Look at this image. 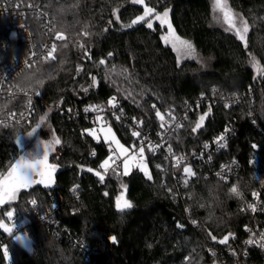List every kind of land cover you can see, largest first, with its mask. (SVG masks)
Here are the masks:
<instances>
[{
	"label": "trees",
	"instance_id": "obj_1",
	"mask_svg": "<svg viewBox=\"0 0 264 264\" xmlns=\"http://www.w3.org/2000/svg\"><path fill=\"white\" fill-rule=\"evenodd\" d=\"M226 1L249 26L244 41L236 35L238 27H230L224 17L229 31L212 22L211 0L41 2L63 39L56 42L55 59L39 58L12 80V86L40 97L28 124L0 126V174L5 175L22 156L25 145L18 137L39 126L40 135L47 137L43 127H50L60 141L59 155L48 156L57 170L50 186L23 190L0 206V223L11 225L8 211L15 219L11 232L0 228V264H209L205 244L219 249L216 242L227 234L243 238V226L251 217L241 211L264 178V88L256 91L253 102L244 97L226 108L223 101L246 94L264 72V0H260L258 26L247 13L248 0ZM145 7L153 8L154 16L167 10L173 32L190 42L208 64L180 62L161 38L163 26L151 16L132 25L144 15ZM147 20L153 23L151 29ZM0 34H6L4 29ZM16 43L0 51V70L25 52L22 45L14 50ZM200 94L211 100L209 107L195 108ZM113 97L127 120L153 131L166 112L187 110L183 126L170 141L176 152L185 155L232 125L234 135L213 161H237L239 171L221 181L205 178L198 169L181 188L173 176L182 168L169 167L160 153L144 148L151 179L133 169L125 176L112 173L101 185L85 170L102 165L107 143L94 140L87 133L93 126L74 110L106 108ZM25 100L22 95L0 98V115L19 113ZM60 101L59 110L54 106ZM108 126L126 148L137 146V138L126 127L115 121ZM233 187L239 196L231 191ZM121 193L132 207L117 211L115 202ZM34 208L48 214L52 225L39 221ZM185 210L195 227L188 223ZM18 233L31 241V251L15 240ZM249 262L264 264V257L252 252Z\"/></svg>",
	"mask_w": 264,
	"mask_h": 264
},
{
	"label": "built area",
	"instance_id": "obj_2",
	"mask_svg": "<svg viewBox=\"0 0 264 264\" xmlns=\"http://www.w3.org/2000/svg\"><path fill=\"white\" fill-rule=\"evenodd\" d=\"M43 0H0V30L4 29L5 35L0 34V51L5 52L12 45L16 43L15 48L19 49L22 45L25 52L13 56L12 59L0 70V98L9 99L11 97L22 95L26 98L23 109L18 111H5L0 115V126L3 125H23L28 124L31 117L35 113V104L39 99V94H32L24 90H19L12 86V80L23 70L30 67L37 59L48 57L47 53L51 50L53 43L58 41L56 36L53 22L50 16L45 13L41 8V2ZM159 1V0H154ZM2 24L4 26H2ZM34 27H38L37 32L33 31ZM264 88V72L258 75L255 80L254 87H250L246 94L243 96H235L230 99H226L224 105L229 108L232 105L241 103L245 98L250 102L254 101L256 91ZM113 99V98H112ZM111 99V100H112ZM30 101V103H29ZM116 107L112 105L106 108L99 106L89 107L98 109L97 111L85 112L86 107H82L81 110H74V115L85 116L93 128L98 129L100 126L109 125L111 121H115L122 126L126 127L129 131L138 132L139 135L135 136L138 140L137 148H146L154 153H160L167 165L171 168H182L178 176H173L176 183H179L181 188H185L188 182L195 176V170L199 169V172L203 173L205 178L214 177L221 181H228L239 171V164L237 161L231 162H219L214 163L213 158L224 150L232 136L234 135V127L227 124L221 132L212 137L210 140L204 142L200 148L189 154L185 155L176 152L171 146L172 137L183 126L188 111L184 113H177L175 110L166 112L163 114V123H160L159 128L156 130L146 129L141 122L135 120H127L123 111L118 110L119 103L114 101ZM202 105L209 107L211 100L200 94L195 102V108H200ZM56 109H61V101L55 106ZM193 107H190L189 111H192ZM67 112H70L68 109ZM100 117L101 119H97ZM119 117V119H117ZM221 137L223 139H221ZM207 146V147H206ZM171 148V152L168 149ZM105 151L111 156L114 155L109 162L107 170L99 165L96 169L101 175L104 176L103 181H99L101 185L105 183L108 176L112 173L119 174L121 172V159L116 155L114 149H112L110 143L105 145ZM196 166V169H194ZM190 168L193 175H188L184 172L185 168ZM162 171V167L157 168ZM77 198V197H76ZM242 213L249 214L251 220L243 226V238L238 239L237 235H231L228 243L220 247L219 249L210 244H205L203 249L211 258L209 264H253L249 262V258L252 252H257L264 257V178H262L260 186L256 189L249 201L246 208H243ZM32 213L37 215L39 221L47 225H52L50 216L44 212H40L37 209H32ZM185 215L188 223L193 227L196 226V222L189 218L188 210H185ZM11 225L15 224V219L12 217L9 219ZM15 226V225H14ZM180 229L184 226L177 223ZM21 234V233H18ZM249 240H253L254 243L248 244Z\"/></svg>",
	"mask_w": 264,
	"mask_h": 264
},
{
	"label": "snow or ice",
	"instance_id": "obj_3",
	"mask_svg": "<svg viewBox=\"0 0 264 264\" xmlns=\"http://www.w3.org/2000/svg\"><path fill=\"white\" fill-rule=\"evenodd\" d=\"M143 0H133V3H142ZM216 8H218L219 10H221L224 13V18L225 20L229 23L230 27H235L233 21H232V15L230 10L227 8V5L222 3L221 0H216ZM154 9L150 8V7H145L144 10V15L143 16H138L135 20L132 21V25H135L141 21H145L147 17L152 16L154 14ZM155 19L158 20L160 22V24L163 25H167L168 30H169V34L171 36V39L169 40L168 37H165V40L172 43V46L174 48H176L177 46H179L180 50L183 51V53L186 56L189 57H194L195 54V49L193 47V45L186 41V40H180L179 37H176L173 29H172V25L169 21V12L167 10H165L162 14L159 13H155ZM128 27H131V25H128ZM147 27L149 29H151L153 27V23L151 22V20H147ZM248 31V27L246 23H242V26L240 28H236V35L239 38V40L244 41L245 40V34ZM57 40H62L63 36L61 35H57L56 36ZM56 44L53 43L51 46V50L47 53V56L55 59V57L53 56V53L56 52ZM111 55V54H110ZM255 58H253L254 60ZM101 64L104 63V61H100ZM85 91H87V89H85ZM115 101V97H113L112 100H109V104L112 105L113 108L116 107V104L114 103ZM30 103V101H29ZM97 111L98 109L96 108H91L85 109V112L88 111ZM157 116H160V112L157 111L156 113ZM97 119H101L100 117H97ZM117 119H119V117H117ZM161 119H163V117H161ZM41 120H43V117H41ZM204 120V116L200 117V121L203 122ZM200 127V124H197V128ZM36 130L33 129V132L29 133V136H32L34 134ZM195 131V129H194ZM89 135H92L94 138H96V130H90L89 131ZM134 136H138L139 133L138 132H133ZM221 139H223L221 137ZM104 140L106 143L110 142V143H114L116 146V149L121 153V154H127L128 149L124 148V146L122 144H120V142L116 139L115 135L112 133V129L109 127L107 129V131L104 134ZM19 142V139H18ZM60 141L58 139H54L52 143L50 144H45L42 145L41 147V154L39 156L34 155L32 153H26L24 155L21 156V158L19 160H17L15 162V164H13L10 168V170L8 171V173L6 175L4 174H0V205L5 204L6 202H10L16 199L17 193L20 191V189L22 188H28L33 184H44L45 186H50V184L53 181V174L56 170V165L55 164H49L48 163V156H49V152L52 149L54 144H59ZM207 147V146H206ZM153 150L154 149H150ZM169 152H171V148L168 149ZM139 161L137 163H135L133 166L135 167H139V169L145 173V175L148 176L149 179H151V176L148 174L147 171V165L144 161V148L141 147L139 150ZM109 159H111V157H109ZM133 161L136 160V157L133 156L131 158ZM109 166V160H105L103 162V164L101 165L102 168H105V170H107V167ZM124 175H128L129 174V170H130V165H129V160L125 159L124 160ZM89 171H91V169H88ZM184 172L187 173L188 175H193L192 171L190 168H185ZM97 176L100 177V180L103 181L104 180V176L101 175L99 172L96 173ZM39 177V179H36V177ZM231 191L233 193H235L237 196L240 195V193L237 191V189L235 187H233L231 189ZM31 203L33 205L36 204L35 200H32ZM116 207L118 209H120L121 211H124L126 209H130L132 207V204L125 200L123 195H121L120 197L117 198V204ZM7 217L8 218H12L13 217V211H8L7 212ZM0 228H4L5 231L7 232H11L12 229L7 227L6 225H4L3 223H0ZM17 240H20L21 237L20 236H16L15 237ZM228 237H225L223 240H220L219 242L221 244H224L227 241ZM113 240H115V238L113 237ZM248 244H252L254 243L253 240H249L247 242ZM262 247H264V244L261 245ZM5 256H7V250L5 249Z\"/></svg>",
	"mask_w": 264,
	"mask_h": 264
},
{
	"label": "rangeland",
	"instance_id": "obj_4",
	"mask_svg": "<svg viewBox=\"0 0 264 264\" xmlns=\"http://www.w3.org/2000/svg\"><path fill=\"white\" fill-rule=\"evenodd\" d=\"M212 1V6H213V9H212V22L215 23V25L217 24L218 26L222 27L224 30L226 31H229L230 29L226 26V23H225V20H224V16H223V12L221 10H219L218 8L215 7L216 5V0H211ZM249 1V4L248 6L246 7L247 9V13L250 17H252L254 20H253V25L254 26H258L260 25L261 23L258 22V15H259V11H260V8L262 7V3H260V0H248ZM222 3L226 4L227 5V8L230 10L231 14H232V21L234 23L235 26H237L238 28H240L242 26V23H246V20L242 18V16L238 13H236L234 10L230 9V7L228 6L227 4V1L226 0H221ZM152 20H156L155 19V16L152 15L151 16ZM158 21V20H157ZM251 26V25H250ZM248 29H249V26L247 25ZM163 32L161 34V38L164 42L165 45L169 46L173 51L174 53L176 54L178 60L181 62V61H184V60H195V61H198L200 64H202L203 66L207 65L208 64V60H204L202 59L199 54L196 52L195 50V54H194V57H189V56H186L182 50H180L179 46H177L176 48H174L172 46V43L168 42L165 40V37H168V39L170 40L171 39V36L169 34V30H168V27L167 25H163ZM176 37H179L176 33H174ZM246 35V34H245ZM180 40H184L182 39L181 37H179ZM195 49V48H194ZM40 126L39 127H34L33 129H35L36 131L34 132V134L32 136H29L28 134L33 132V129H31L27 134H24V135H21L18 137L19 139V143L20 145H25L23 146V153L22 155L26 154V153H32L34 155H37L39 156L41 154V147L42 145H45V144H50L53 142L54 139H57L55 138L54 134H53V131L51 130L50 127H43L44 131L47 133V137H43V135H40L39 134V130H40ZM47 128V130H46ZM109 128V126L105 125V126H100L98 129L96 128H92V129H89L87 130V133L89 134V131L90 130H93L95 129L96 130V138L93 137L94 140L96 141H99V140H104V134L105 132L107 131V129ZM111 128V127H110ZM42 129V130H43ZM112 129V128H111ZM112 133L115 135L116 139L119 141L118 137L116 136L115 132L113 131L112 129ZM120 142V141H119ZM110 143V142H108ZM121 144V143H120ZM112 149H114L116 155L121 159V173L123 176H125L123 173H124V167H123V164H124V160L125 159H128L129 160V165H130V170H129V174L130 172L133 170V169H137L138 171L142 172L139 167H135L133 166L135 163H137L140 159L139 157V150L140 148H137L136 149V146H132L131 148H126L124 145V148L128 149V152L127 154H121L117 149H116V146L114 143H110ZM58 144H54L52 149L50 150L49 152V155L52 154V155H55V156H58L59 153H58V148H57ZM114 155H109L107 156V158L105 160H109L110 162V159L109 157H113ZM135 156L136 157V160L133 161L131 158ZM104 160V161H105ZM103 161V162H104ZM145 161V159H144ZM102 162V164H103ZM146 163V162H145ZM147 165V163H146ZM57 169V168H56ZM147 171H148V174L150 175V172H149V168H148V165H147ZM144 174V176L146 178H148L147 175H145L144 172H142ZM38 177V176H37ZM36 177V179H37ZM39 179V178H38ZM121 195H123L124 199L129 201L126 196L121 193L118 197H120ZM116 204H117V199H116V202H115V209L117 211H121L120 209H118L116 207ZM128 210V209H126ZM7 227L11 228V229H14V225H8V224H5ZM4 229V228H3ZM7 232V231H6ZM18 236L21 237L20 240H17L15 238V240L20 244L22 245V247L27 250V251H31V241L24 235V234H17ZM16 235V236H17ZM15 236V237H16Z\"/></svg>",
	"mask_w": 264,
	"mask_h": 264
},
{
	"label": "water",
	"instance_id": "obj_5",
	"mask_svg": "<svg viewBox=\"0 0 264 264\" xmlns=\"http://www.w3.org/2000/svg\"><path fill=\"white\" fill-rule=\"evenodd\" d=\"M21 158V156L17 159V160H19ZM16 160V161H17ZM15 164V163H14ZM10 170V169H9ZM8 170V171H9ZM57 170V169H56ZM55 170V171H56ZM85 172H87V173H89L90 175H92L93 177H94V179L96 180V181H100V177L99 176H97L96 175V173H97V171L96 170H91V171H89V170H85ZM8 173V172H7ZM6 173V174H7ZM5 174V175H6ZM54 174H55V172H54ZM54 174H53V177H54ZM39 177H37V179H38ZM52 184V183H51ZM35 186H45L44 184H39V183H37V184H33V185H31L30 187H28V188H22V189H20V191L19 192H21V191H23V190H26V189H29V188H32V187H35ZM18 192V193H19ZM17 193V194H18ZM7 203V202H6ZM1 206V205H0ZM225 237H228V239H227V241L224 243V244H221L219 241L220 240H223ZM230 238H231V235L230 234H227V235H225L222 239H220L219 241H217L216 242V244L218 245V246H220V247H223V246H225L227 243H228V241L230 240Z\"/></svg>",
	"mask_w": 264,
	"mask_h": 264
},
{
	"label": "crops",
	"instance_id": "obj_6",
	"mask_svg": "<svg viewBox=\"0 0 264 264\" xmlns=\"http://www.w3.org/2000/svg\"><path fill=\"white\" fill-rule=\"evenodd\" d=\"M49 163V162H48Z\"/></svg>",
	"mask_w": 264,
	"mask_h": 264
}]
</instances>
